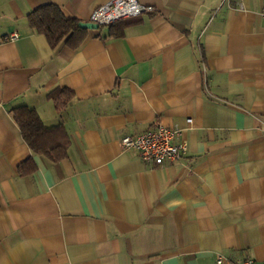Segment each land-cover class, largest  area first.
Returning <instances> with one entry per match:
<instances>
[{
    "label": "crops",
    "instance_id": "1",
    "mask_svg": "<svg viewBox=\"0 0 264 264\" xmlns=\"http://www.w3.org/2000/svg\"><path fill=\"white\" fill-rule=\"evenodd\" d=\"M107 1L0 0V264H264V0H140L153 10L76 50L27 24L42 5L89 23ZM21 106L64 127L66 158L29 149ZM156 125L182 131L179 160L120 146Z\"/></svg>",
    "mask_w": 264,
    "mask_h": 264
},
{
    "label": "trees",
    "instance_id": "2",
    "mask_svg": "<svg viewBox=\"0 0 264 264\" xmlns=\"http://www.w3.org/2000/svg\"><path fill=\"white\" fill-rule=\"evenodd\" d=\"M26 20L28 27L44 36L51 48L63 42L69 49L76 50L82 45L88 33V30L79 27L80 21L65 18L56 5H42L29 12ZM122 34L123 28L110 33V36L119 37ZM46 97L53 104L55 111L59 113L71 103L74 93L71 89L59 88L47 94ZM11 115L20 130L22 139L33 153L53 163L66 158L69 138L64 127L61 125L44 126L38 113L26 106L12 109ZM35 170L36 166L31 159L23 161L17 167L19 176L29 175Z\"/></svg>",
    "mask_w": 264,
    "mask_h": 264
},
{
    "label": "built area",
    "instance_id": "3",
    "mask_svg": "<svg viewBox=\"0 0 264 264\" xmlns=\"http://www.w3.org/2000/svg\"><path fill=\"white\" fill-rule=\"evenodd\" d=\"M153 8L144 5L140 0H109L99 5L93 10L89 17V22L98 27H107L119 21L134 18L144 12H150ZM260 16L264 21V7L260 10ZM11 41L17 38L16 33H11L8 37ZM178 128H167L156 125L137 135L125 136L120 140L123 150L137 151L139 157L144 162H152L156 166L165 163H172L179 160L186 151V144L181 140V133ZM180 139L179 142L175 140ZM222 258L217 259V264H221ZM230 264H262L254 260H236Z\"/></svg>",
    "mask_w": 264,
    "mask_h": 264
},
{
    "label": "water",
    "instance_id": "4",
    "mask_svg": "<svg viewBox=\"0 0 264 264\" xmlns=\"http://www.w3.org/2000/svg\"><path fill=\"white\" fill-rule=\"evenodd\" d=\"M79 27L82 29L90 30V29H97L98 26L93 23H80Z\"/></svg>",
    "mask_w": 264,
    "mask_h": 264
}]
</instances>
